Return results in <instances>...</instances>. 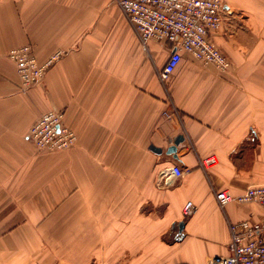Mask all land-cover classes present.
Wrapping results in <instances>:
<instances>
[{
	"label": "crops",
	"instance_id": "1",
	"mask_svg": "<svg viewBox=\"0 0 264 264\" xmlns=\"http://www.w3.org/2000/svg\"><path fill=\"white\" fill-rule=\"evenodd\" d=\"M223 4L211 39L229 68L184 52L162 83L168 44L141 46L114 0H0V264H205L226 254L229 221L260 217L257 202L220 208L214 195L264 184V0ZM23 44L39 61L62 52L25 91L7 57ZM167 98L180 120L162 117ZM50 109L75 132L70 149L28 138ZM172 164L186 172L159 185Z\"/></svg>",
	"mask_w": 264,
	"mask_h": 264
},
{
	"label": "built area",
	"instance_id": "2",
	"mask_svg": "<svg viewBox=\"0 0 264 264\" xmlns=\"http://www.w3.org/2000/svg\"><path fill=\"white\" fill-rule=\"evenodd\" d=\"M133 28L141 46L147 47L151 39L168 44L169 54L157 72L165 83L185 52L205 65L219 71L230 66V60L212 41L223 22V0H114ZM57 50L46 60L39 61L30 44L12 47L7 57L14 62L21 90H28L44 74L45 70L61 55ZM162 117L181 119L179 110L170 99ZM62 110H46L28 130V138L39 151L70 149L76 139L75 132L63 121ZM214 162L213 156L202 160L201 165ZM186 172L179 164L159 170L157 183L170 186ZM215 199L220 208L228 202H257L261 215L256 220L241 219L228 222L229 239L224 255H208L205 264H264V184L249 185L242 193L233 195L227 189L216 190ZM194 210L191 203L183 205L182 213L189 216Z\"/></svg>",
	"mask_w": 264,
	"mask_h": 264
},
{
	"label": "water",
	"instance_id": "3",
	"mask_svg": "<svg viewBox=\"0 0 264 264\" xmlns=\"http://www.w3.org/2000/svg\"><path fill=\"white\" fill-rule=\"evenodd\" d=\"M183 140H184V136H183V134H181V133L177 134V135L173 138L172 143L169 144V145L166 147V149H165V153H166L167 155H171L172 158L177 159L176 149H177V146H178L181 142H183ZM149 149H150L151 151L157 153V154H160V153L162 152V148L159 147V146H156V145H154V144H150V145H149Z\"/></svg>",
	"mask_w": 264,
	"mask_h": 264
},
{
	"label": "rangeland",
	"instance_id": "4",
	"mask_svg": "<svg viewBox=\"0 0 264 264\" xmlns=\"http://www.w3.org/2000/svg\"><path fill=\"white\" fill-rule=\"evenodd\" d=\"M79 235L80 234H73V233H70V234H60L59 235L58 242L61 240V242H62V245L61 246H64L65 245L66 247H73L75 245V240L78 239ZM77 242H80V241H77Z\"/></svg>",
	"mask_w": 264,
	"mask_h": 264
}]
</instances>
